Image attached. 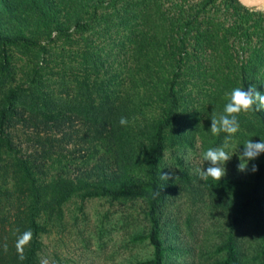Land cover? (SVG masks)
<instances>
[{"label": "rangeland", "instance_id": "rangeland-1", "mask_svg": "<svg viewBox=\"0 0 264 264\" xmlns=\"http://www.w3.org/2000/svg\"><path fill=\"white\" fill-rule=\"evenodd\" d=\"M58 1L61 5L0 0L3 31L14 33L21 25V33L36 41L9 45L7 58L0 56V264L19 262L15 243L27 229L6 235L3 214L23 224L20 201L40 213L39 262L44 257L48 264H147L155 258L148 149L155 144L154 123L166 120L168 107L160 96L169 90L181 55L180 104L162 134L158 165L156 214L164 264H223L228 254L231 264H264V229L249 191L255 176L264 190V153L245 171L237 168L243 144L262 140L264 124L258 118L264 109L237 117L240 129L226 149L233 156L220 181H204L198 172L209 166L203 153L224 143L226 134L213 136L210 126L213 114L223 112L226 94L251 85L264 94V5ZM93 59L106 60V66L122 61V76L112 79L121 80L114 90L95 80ZM35 79L46 85L39 89ZM88 82L92 92L83 88ZM12 91L19 95L9 102ZM106 93L120 97L115 107L122 110L110 130L98 128L100 119L85 117ZM39 107L51 114L48 124L45 113L29 115ZM56 113L66 119L64 127H57ZM122 116L127 126L119 124ZM184 124L186 138H181ZM26 187H32L27 194L21 190Z\"/></svg>", "mask_w": 264, "mask_h": 264}, {"label": "trees", "instance_id": "trees-1", "mask_svg": "<svg viewBox=\"0 0 264 264\" xmlns=\"http://www.w3.org/2000/svg\"><path fill=\"white\" fill-rule=\"evenodd\" d=\"M72 1H76V3L78 1H84V0H69V4H72ZM230 2L235 5L236 7L243 9V8H247L245 6H243L238 0H230ZM67 3V4H68ZM75 3V4H76ZM53 4H60L61 5V1L59 2L58 0H53ZM74 4V5H75ZM70 8V7H69ZM205 8L202 7L201 10H203ZM200 12L197 11L195 17L198 15V13ZM193 19H190L188 21V23H192ZM4 21L2 20V10L0 9V47H1V51H0V56L1 58H3L5 60V58H7V47L9 45H16L18 43H28V44H32L35 43V40H32L30 38H28L27 35L21 33L22 28L19 27L21 25H18L17 27H15V31L13 32H4L3 31V24ZM82 21L78 20L77 21V25L81 26ZM48 26V21H44V25L43 27L46 28ZM66 31V30H65ZM67 32V31H66ZM182 43H183V49L185 52L186 50V45H185V40L181 39ZM119 49L120 51H123L121 48V45L119 44ZM181 54H184V53ZM97 58V56H95V54L93 52H91V58ZM115 58V57H114ZM97 60V59H95ZM93 59V61L91 62V72L94 75V77L96 78L95 80H99V82L102 84V86L106 89H113L114 90V84L115 83H119L121 80L115 81L112 83V79L114 76H122L121 72H120V63L122 61H119L117 64H110V66H106V60H101V61H97L96 63ZM183 61V56L181 55L178 62H177V69L173 74V78L171 81V85L169 87V90H165L163 95L160 96V100L165 99L166 100V106L167 108V115H166V120L164 122H160L157 121L154 123V128H155V132L156 134L154 135V140L155 144L153 142H151V144L153 143L154 146H149L148 149V158L150 161V166H151V182H150V187H151V191H150V218H151V222H152V228H151V233H150V240L151 243L154 245L155 247V258L153 260H150L148 262H146L147 264H164V259H163V251L165 250L164 245L162 240L159 237V221L157 218V206H158V201L160 199L161 196V186H160V179H159V171H158V165H159V156L161 154L162 151V143H161V138H162V134L165 131V129L170 126L176 119V109H178L179 104H180V100L178 98V94H177V90H176V86L178 84L179 79L181 78V74H182V70H181V64ZM95 63V64H94ZM1 66H5V64L1 65ZM47 69V65L45 66H41ZM105 70V72H103ZM113 70H116L115 72H113ZM39 71H35L33 74V77L36 78V76L38 75ZM107 75V77L109 78L110 81H108L106 78H104ZM51 77H49V79H51ZM101 79V80H100ZM33 80V79H32ZM36 82H40L41 86L39 89H42L46 84L40 80V79H35ZM34 81V82H35ZM83 88H86V91L88 92H92V86L90 84V82L85 83V85L83 86ZM15 95H19L18 92L12 91V93L7 96V100L10 102L12 99V96ZM66 97L68 98V95H66ZM101 100H100V104H96L94 106V111L93 112H89L88 115H86L85 117L88 118H95V119H100V125L98 124V128L100 129H105V130H110V128H108L111 124L113 120L117 119L118 114H122V110H119L120 113H117V107H115V104H118L120 101V97H118L116 94L114 93H106V94H101ZM18 99L19 96L14 99L13 101V106L15 107L16 105H18ZM35 104L37 106H39V100L36 98L34 100ZM76 105L78 106V108L80 107L79 104L75 101ZM42 107L39 108H33L30 110V116L33 117H38L40 116L42 113H45L46 115L43 114L44 116V123L48 124V120L52 121V116L51 114H47L49 112H42V110H40ZM39 113V115H38ZM263 115L260 116L258 119L261 120V122L264 124V112H262ZM57 114V122L58 125L57 127L59 128L60 126H65V118H63L62 115H60L59 113ZM7 118V111H5L2 115V119ZM189 125V123H188ZM187 128V124L182 126L181 129V138H186V134L184 133V129ZM264 128V127H263ZM262 140H264V132L262 134ZM150 144V145H151ZM258 174V172L256 173V175ZM26 190H23V188H21V190L26 193L30 190H32V187H26ZM17 191L19 192V189H17ZM249 191L251 192V202L253 203L254 208L257 210V214L259 215V221L262 223L263 225V229H264V190L262 188L261 185V181L258 180V178L255 176V179L252 183V186L250 187ZM27 194V193H26ZM30 195V194H29ZM27 197V196H25ZM24 197V198H25ZM43 204V203H42ZM18 209H19V218L20 217H24L26 219V221L23 222H19V224L16 225V220L15 218H13L12 215H10V213L6 212L7 215L3 214V221H4V227L6 230V235L10 236L12 233H15L16 231H18L20 229V232H23L22 229H27V230H31L32 232V239L31 242L25 247L24 249V254L26 256V259L23 261H20L18 259V254L16 255L17 258V264H40L39 259H38V252L40 250V245H41V241L39 239V233H40V225L38 223L37 217H39L40 213L37 211L36 207H32V210H30V208L26 207V202L24 201H20L18 203H16ZM56 206H58V204H55ZM47 209V208H46ZM26 213V214H25ZM234 258L231 256V254L227 255L226 259L224 260L223 264H231L233 262ZM137 264H143V263H137Z\"/></svg>", "mask_w": 264, "mask_h": 264}, {"label": "clouds", "instance_id": "clouds-1", "mask_svg": "<svg viewBox=\"0 0 264 264\" xmlns=\"http://www.w3.org/2000/svg\"><path fill=\"white\" fill-rule=\"evenodd\" d=\"M227 102L223 108V112L218 116L213 114L211 118L210 132L213 136H219L225 133L224 143L220 147L207 149L203 155V163L209 162L206 170L198 169L202 180L206 181L209 178L213 180H221L226 174L225 165L231 160L233 155H230L226 149L229 147L232 137L239 131L240 123L238 116L242 113L250 111L258 112L264 109V94L258 91L255 85H251L247 90L244 87H236L226 94ZM255 106V107H254ZM121 126H127L128 119L121 117L119 120ZM261 153H264V140L253 142L251 139L243 144V151L238 156L239 163L238 171H245L248 168L249 161L255 160ZM252 172L257 171V166L252 165ZM31 230L24 231L17 237L15 248L20 261L26 259L24 254L25 247L31 242ZM4 251H7V244L3 245ZM40 264H48L47 258L42 257Z\"/></svg>", "mask_w": 264, "mask_h": 264}, {"label": "water", "instance_id": "water-1", "mask_svg": "<svg viewBox=\"0 0 264 264\" xmlns=\"http://www.w3.org/2000/svg\"><path fill=\"white\" fill-rule=\"evenodd\" d=\"M245 7H257L264 5V0H238Z\"/></svg>", "mask_w": 264, "mask_h": 264}]
</instances>
